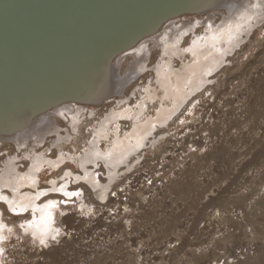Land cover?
<instances>
[{"label":"rangeland","instance_id":"rangeland-1","mask_svg":"<svg viewBox=\"0 0 264 264\" xmlns=\"http://www.w3.org/2000/svg\"><path fill=\"white\" fill-rule=\"evenodd\" d=\"M262 9L264 5L258 10L262 17L251 18V30L241 34L244 39L237 46L224 50L219 62L204 75L201 86L186 95L170 117L151 125L140 148L117 167L115 181L103 198L98 188L93 190L80 176L83 169L77 165L93 128L112 108L141 100L144 88L153 92L154 99L144 103L141 118L154 114L159 102L172 105L158 85L155 67L161 60H169L165 69L170 70L169 83L173 85L174 75L182 74L183 62L191 58L187 53L169 57L156 45L148 50L143 71L123 85L121 95H111L100 103L70 102L72 109L62 115L52 114L47 128L37 129L34 122L29 134L1 139L0 172L9 156H17L16 175L26 169L35 154L57 158L60 152L69 151L75 155L36 173L37 187L47 189L37 201L53 199L57 204L54 212H46L53 219L55 232L45 244L17 225L21 219L33 217L36 208L26 207L14 215L4 200L0 203L1 219L13 224L15 231L2 242L1 263L264 264ZM211 11L214 15L210 22L221 24L226 15L223 9L174 17L175 24L191 23L192 27L183 35L181 47L204 32L205 23L198 19ZM152 42L147 41V46ZM132 59L131 53L119 61V74H125ZM120 99L122 102H117ZM75 110L78 118L71 124V112ZM132 126L131 120L110 122L107 139L112 138L113 128L123 133ZM38 134L41 142L35 145ZM109 142L102 140L100 144L104 148ZM26 151L27 159L23 154ZM130 162L128 171L125 168ZM103 164L97 161L94 167L87 165L96 174V182L107 180ZM67 169L75 175L48 185L50 178ZM66 181L65 190L59 189ZM8 188L0 192L10 194ZM46 214L39 216L44 218Z\"/></svg>","mask_w":264,"mask_h":264},{"label":"bare ground","instance_id":"bare-ground-1","mask_svg":"<svg viewBox=\"0 0 264 264\" xmlns=\"http://www.w3.org/2000/svg\"><path fill=\"white\" fill-rule=\"evenodd\" d=\"M84 1L85 0H39V4L35 7L34 11L27 12L26 15L30 16V18L39 20V36H41V38L45 36L48 26L53 24V22H55L54 24H56V26H68L57 33L50 34L43 38L48 41L39 44V58L47 57L39 62V67L33 66L27 69L25 68L23 77L21 79L19 78V81L13 83V85L8 88L7 92H14L17 87L21 85V90L23 89V91H19L23 95L18 97L21 95L18 94V91L10 95V97H14L16 100L14 103L10 104L9 108L5 109V111H8L7 116L0 122V130L8 131L10 134L7 135V137L15 139V137L19 135L29 134L30 132L28 133V129L31 123L34 122H36L34 126L37 129L42 130L47 128L52 121V114L62 115L66 111L72 109V104L70 102H78L72 99L62 102L60 101L61 99L70 98L71 96L78 100H86L88 98L98 100L104 92L110 90L120 93L125 82L136 77V74L143 71L145 68V60L149 47L145 39L133 46L132 50H130L133 54V59L125 74H119L118 71L114 73V70L107 66L104 62L106 54L119 43L129 42L138 33L151 29L164 14H170L181 9H199L205 6L217 5H223L226 10V15H223L221 24H216L208 20L211 19L213 15L207 16L204 22V32L199 33L196 37L194 36L195 38H192L188 45L181 47L180 41L187 31L192 30L191 23L187 25L183 22L175 24L174 20H170L168 22L169 24L160 31L158 36H156L155 41L157 44H159L158 40H161L159 45L161 46L162 54H168L167 56L171 57L172 54L178 55L179 53H187L188 56H191L188 61L183 62L184 66L182 70H184V72L174 75L173 85L169 83V76L171 75L170 70L165 69L169 60L166 62L161 60L155 67L156 79L159 82L158 85L162 88L163 96L172 100V105L159 102L155 107L156 111L154 114H149L141 118L144 111V103L147 102V100L152 102L154 99L153 92L148 88H144V94L142 95L144 101L138 99L134 104L125 103L120 107L112 108L102 117L98 126L93 128L88 137L86 147L78 155L79 159L77 165L83 169L80 176L90 182L87 183L88 185L91 184L93 190L98 188L100 191V198H103L106 189L115 181L117 167L126 162L132 151H136L140 148L144 141V136L147 134L148 130H150L149 128H151V125L155 122L163 121L168 116L170 117L171 111L176 109L179 104L184 101L185 96L201 86L204 75L219 62V58H221L224 50L235 46L234 44L236 43L238 34L247 29L251 18L259 20L262 17L261 12L258 10L264 5V0H241L242 2L237 0H167L161 7L157 6L156 1L158 0H146V8L140 9L141 11L138 12L140 14L132 17L129 21V24H135V27L127 29L130 27L128 26L129 24L122 26L110 33L104 41L97 37L96 29L91 31V26L97 23L98 17L85 21L78 28L72 27V25H75L74 22L78 17L75 12L80 9ZM97 1L98 0H96L94 4ZM120 1L121 0H114V2L109 1L106 3L104 9L107 12L115 11L114 13H117L115 8L120 6L118 4ZM92 6L83 10L87 12ZM15 8L16 7L13 5L8 13L12 12ZM144 16H147V18L142 19ZM23 19L25 18L23 17ZM79 21L80 20L77 22ZM198 21L203 22L202 19H198ZM74 29L75 31L72 34H68V32ZM175 29L177 30L174 37L169 39L168 33L174 32ZM120 31H122V33H119L117 36L120 38L124 33L122 37L107 47L111 41L115 40L113 34ZM111 35H113L112 39L110 38L111 41L106 44V41ZM93 40L102 42L101 49L98 50L99 52L97 54L87 53L84 50L83 45L89 47ZM56 41H60L56 46L58 47L57 50L50 44ZM84 41L89 42L85 43ZM80 42H84L80 45L81 47L79 46ZM96 45L100 46L98 43H96ZM88 57L90 58L88 59ZM120 57L122 56L117 57V59L115 58L116 60L113 61V65L119 64ZM84 60L87 63L82 65ZM50 63L52 64L50 65ZM32 78L33 81L28 83L27 81ZM34 82L37 83L35 90L34 88L31 89ZM23 84L25 85L23 86ZM122 100L123 99H120L117 102L120 103ZM56 101H60V103L44 111L42 110L44 109L43 107L51 106L55 104ZM125 101L124 99L123 102ZM0 106L3 107L2 104ZM77 113L78 110L71 112V124L78 118ZM119 119L131 120L133 121V126L123 133H119L116 128H113L111 131L112 138L107 139L109 137V123H117ZM102 140H110V142L103 148L100 144ZM40 142L41 137L39 135L38 141L33 143L37 145L40 144ZM41 153L31 156L26 169L18 171L16 175H14V171H17V167L14 160L17 156H9L6 159L4 169L0 172V191L7 187H10L8 189L11 190L10 194L0 192V200H4L8 204V207L15 212L22 211L24 208L26 209V207L36 208L37 213L32 215L33 217L23 218L17 222V225L21 228L23 233L30 235V237L34 238L37 242H40L41 239L46 240L49 235L53 236L54 233L52 234V232H55V227L52 223L53 219L50 213L46 214V212L47 210H49L48 212H54L57 204L55 200L49 198L48 201L42 203L37 201L40 193L43 195V193H46L45 191L47 189H39L37 187L36 173L38 170L40 171L45 168V166L52 168L63 160H66V158L68 160V158L72 159L75 156L69 151L60 152L57 158L46 157ZM23 154L24 158H26L28 152L26 151ZM138 159L139 158L136 160ZM97 161L103 162L107 167V180L104 183L96 182L94 178L96 174L94 175L93 171L87 168V165L94 167ZM131 162L126 165L125 169H128V171L129 167H131ZM70 175L75 174L69 169L64 170L60 175L50 178V184L48 185L54 186L57 181H61L59 178L65 179ZM63 183L64 184L58 187L61 190H63V186H65V183L67 184V181ZM56 190L55 188V191ZM66 193L71 192L68 191ZM49 202H54L56 206L53 208L46 207ZM43 213L46 215L44 218H41L42 216L40 217L39 215H43ZM11 232L15 233L14 225L5 223L0 217V264H2V242L5 239L7 240Z\"/></svg>","mask_w":264,"mask_h":264},{"label":"water","instance_id":"water-1","mask_svg":"<svg viewBox=\"0 0 264 264\" xmlns=\"http://www.w3.org/2000/svg\"><path fill=\"white\" fill-rule=\"evenodd\" d=\"M95 1L96 0H85L84 2H82L80 9L76 10L75 12L78 16L75 22H77L78 20L80 21L77 23L74 22L75 25H72V27L78 28L85 21L98 17L97 23H95L94 26H91V31L96 29L97 37L103 39V41L110 33L116 31L122 26L128 25L132 17H135L136 15L140 14L138 13L141 11L140 9L146 8V0H121L118 3L120 6L115 8L117 13H114L115 11L107 12L104 9L106 3H108L109 1L114 2V0H98L94 4ZM156 2L157 6L161 7L167 2V0H158ZM38 4L39 0H0V105L2 104L3 106H0V122L5 116H7L8 111H5V109L9 108L10 104L14 103V101L16 100V98L10 97V95L15 93L16 91H18V94H21L18 97H21L23 95L20 92L23 91V89L21 90V85L20 87H17L14 92H7L8 88L11 87L13 83L19 81V78L21 79L23 77L25 68L27 69L33 66L39 67V62H41L47 57L46 56L44 58H39V44L41 42L48 41L44 40L43 38L49 36L50 34L57 33L62 29L67 28L68 26H56V24H54L55 22H53V24H50L48 26V29L45 32V36L41 38V36H39V20L30 18V16L26 15L27 12L34 11L35 7ZM13 5L16 8L13 9L12 12L8 13L12 9ZM90 6H92V8L89 11L85 12L83 10L89 8ZM217 8L224 7L223 5L205 6L199 9L188 8L181 9L170 14H164L160 17L158 22L151 29L138 33L129 42L119 43L117 46L113 47L112 50L108 54H106L104 62L107 64L108 67L114 70V73H117V71H119V65L117 66L118 63L116 65H113V59L116 60L117 57L122 56L120 57V60H122L123 56H125L126 54H131L132 52L130 50H132L133 46L143 39H145L147 43V40L149 39L147 38V36L155 32L164 22L168 23L170 20H172V18L182 13H204L209 9ZM23 17L25 19H23ZM145 18H147V16H144V18L142 19ZM128 26L130 27L127 29H131L132 27H135V24H129ZM247 28L248 29H245L238 34L236 43L234 44L235 46H237L239 42L244 39L242 38L241 34L244 33L245 35H247V33L251 30L249 26ZM74 31L75 29L68 32V34H72ZM119 33H122V31L113 34L115 36V40L113 41L110 40V38L112 39L113 35L109 37V39L106 41V44L110 41L111 42L107 45V47L113 44L116 40H119L124 34L123 33L121 37L118 38L117 35ZM59 42L60 41L51 42L50 44L53 46V48L55 47V49L57 50L58 47L56 46ZM84 42L88 43L89 41ZM84 42H80L79 46L82 45ZM94 42L98 43V45L100 46H97ZM101 43L102 42H97L93 40V42L90 43L89 47H85V45H83L84 50L87 53L97 54L99 52L98 50L101 49ZM149 49H151V46H149ZM89 58L90 57H88V59ZM130 61L128 64H131ZM86 63L87 62H85L84 60L82 65H85ZM51 64L52 63H50V65ZM32 81L33 78L27 82L31 83ZM129 81H126L125 85H127ZM25 84H23V86ZM36 87L37 83L34 82V85L31 86V89L34 88L35 90ZM118 94H121V92L118 93L110 90L104 92V94L100 96L98 100H92L91 98H88L86 100H78L70 96V98H64L60 101L63 102L68 101V99H72L81 103H100L106 97ZM60 101H56V103L51 106H45L46 108L43 107L44 109L42 110L44 111L45 109H49V107L56 106L58 105L57 103H60ZM7 135H10L8 131L0 130V140L8 139Z\"/></svg>","mask_w":264,"mask_h":264},{"label":"flooded vegetation","instance_id":"flooded-vegetation-1","mask_svg":"<svg viewBox=\"0 0 264 264\" xmlns=\"http://www.w3.org/2000/svg\"><path fill=\"white\" fill-rule=\"evenodd\" d=\"M217 9H223V12L224 11H226L224 8H217ZM212 10H214V9H212ZM263 10V9H262ZM264 11V10H263ZM214 12L213 11H211V12H209L205 17H203L202 18V20H203V23L205 22V18L207 17V16H209L210 14H212V15H214L213 14ZM222 13V12H221ZM198 14V13H197ZM201 14V13H200ZM175 18H172V20H174ZM211 19H212V17H211ZM211 19H208V20H211ZM207 21V20H206ZM202 22V21H201ZM184 23V22H183ZM168 23H166V22H164L160 27V29L158 28L155 32H153V33H151V34H149L150 36H147V37H150L147 41H149V40H152L153 42H152V44L150 45L151 46V48L152 47H154V46H159L160 47V50H161V46L159 45L160 43H161V40H158V43L159 44H157V43H155V39H156V36H158L159 34H160V31L162 30V29H164L165 27H166V25H167ZM185 25H187V23H184ZM180 29V28H179ZM176 30L177 29H175L174 30V32H176ZM174 32H169L168 33V38L169 39H172L173 37H174ZM189 33V32H188ZM191 33V32H190ZM164 55H166V54H164ZM173 56H176V55H173ZM124 57V56H123ZM154 66V65H153ZM153 66H152V68H153ZM154 69V68H153ZM123 93V90H122V92H121V94ZM121 94H118V95H121Z\"/></svg>","mask_w":264,"mask_h":264},{"label":"snow or ice","instance_id":"snow-or-ice-1","mask_svg":"<svg viewBox=\"0 0 264 264\" xmlns=\"http://www.w3.org/2000/svg\"><path fill=\"white\" fill-rule=\"evenodd\" d=\"M72 195H76V193H73ZM0 203H5L3 200H0ZM56 205H55V203L54 202H49V204L48 205H46V207H49V208H53V207H55ZM10 211H12V213L14 214V215H19L20 213H18V212H15L14 210H11L10 209ZM53 239H55V237H52ZM40 243L43 245V244H45V240L44 239H41L40 240Z\"/></svg>","mask_w":264,"mask_h":264}]
</instances>
